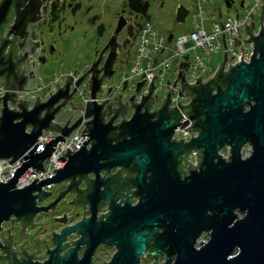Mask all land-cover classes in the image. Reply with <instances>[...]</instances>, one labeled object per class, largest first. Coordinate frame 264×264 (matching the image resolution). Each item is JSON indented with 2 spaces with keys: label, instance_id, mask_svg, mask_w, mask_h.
Segmentation results:
<instances>
[{
  "label": "water",
  "instance_id": "1",
  "mask_svg": "<svg viewBox=\"0 0 264 264\" xmlns=\"http://www.w3.org/2000/svg\"><path fill=\"white\" fill-rule=\"evenodd\" d=\"M224 5L229 7V1H224ZM46 6L47 0H0L2 89L22 91L24 79L32 78L30 72L23 75V70H18V61L21 62L27 56L15 55L13 40L16 37L9 40L5 38L9 32L18 35L16 43L20 48L23 38L28 34L24 30L25 24L39 20L41 16L42 22L37 23V27H40L44 23ZM185 9L182 4L176 6L173 22L184 20ZM262 14L264 12L260 11L256 17L259 24ZM10 20L13 23L2 36V30ZM260 26L257 36L251 34L252 21L247 27H242L244 34L248 35L247 39L241 40L243 44L253 42L248 62L240 61L239 46L238 64L230 66L228 63V70L222 72V62L226 58L224 51H221L223 57L217 70L204 83H199L201 76H198L192 84L186 85L182 72H176L181 94L190 96L191 100L185 105H179V101H176L175 105L190 120L184 129L188 132L197 131L194 138L189 136L190 140L184 143L182 139H169L175 126L180 128L187 123L186 119L179 122L176 108H166L172 89L166 87L158 109L153 108L151 112L147 109L154 98L153 95L149 96L154 76L150 77L147 92L140 95L138 103H132V95L127 98L128 107L133 111L127 121L122 120L125 101L120 103L112 96L115 101L108 102L103 109L101 106L107 99L100 103L93 101L101 79L113 72L109 66L115 60V53L112 52L114 36L109 35L103 48L108 46L112 51L106 54L103 65L95 69L102 48L83 73L90 72L86 89L88 98L92 100L86 101L83 107V117L89 118L83 121L84 128L79 133L85 137L77 151L67 154L66 148L62 154L66 160L61 156L57 158L59 162L64 160V163L61 168L51 171L53 175L39 181L33 178L26 187L16 189L13 186L16 176L27 167L35 172L44 171L40 161H46L50 151L54 150L53 143L62 142V137H66L78 125L81 116L68 127L50 123L73 92V87L67 92L71 86L70 76L67 75L63 76L62 87L56 83L53 94L47 92L48 97L43 103L38 102L36 95L29 110L26 109L27 101L20 99L14 104L17 110H9L5 101L9 100L13 105L16 95L3 91L0 97V158H11L7 161L10 163L26 153L18 160L21 161L18 168L13 170L6 183L0 182V223L13 216L14 219H9V228L13 220H19L17 235L22 237L25 234L23 228L32 223L34 213L46 212L48 209L52 212V205L63 198L65 192H72L74 197L65 203H71L73 207L74 204L78 207L81 205L82 209V204L88 205L87 210L82 212H88L90 216H82L80 221L70 225L56 219L58 225L62 226L58 232H50L48 240L53 246L50 250L46 248L47 258L41 264H89V255L99 243L116 247L110 261L101 264H136L144 250L147 252L143 256L153 258L151 264H155L159 252L165 253L163 264H264V30ZM27 42V47L21 52L32 57L31 51L38 42H29L28 39ZM124 42L127 43L128 39L124 38L120 44ZM7 43L9 46L2 54ZM116 46L117 52L120 51ZM100 70L102 74L96 78ZM83 75L73 80L74 86ZM138 85H135V89ZM116 103V108H108L110 104L114 106ZM70 107L75 110L79 104L73 107L70 103ZM111 112L112 115L103 122ZM117 114L121 115L120 122L112 125L111 120ZM26 125L31 127L28 132H24ZM42 129H52L61 135L55 138L50 136L51 139L42 144L43 149L34 153L36 145H31ZM87 142L90 144L86 148ZM243 144L249 146V151L242 159L239 152ZM224 145L228 146L227 160L216 154ZM198 151L200 154H195ZM191 152H195L192 156L198 160L194 166L198 169L196 171L194 168L189 169L187 154ZM116 166L119 168L115 169L114 174L107 173L109 168ZM181 167L185 170H181ZM102 169L103 175L98 177L97 172ZM88 172L94 174L93 179H87ZM122 172H125L124 177H120ZM131 173L134 176L130 177ZM181 173L180 180L178 177ZM65 180L68 181L66 189L58 191L54 200L45 206H34L35 200L38 202L48 198L49 192L40 189L42 185L58 184ZM79 180L85 184L84 189H77ZM128 188L133 190L129 192ZM127 193L136 197L134 205L130 206L131 196L128 197ZM117 198L119 200L115 202ZM101 204L106 205V210L103 214H97L99 218L95 220V211ZM102 217L104 220H101ZM202 231L208 234L205 243L196 246L195 239ZM6 233L4 239L0 237L3 241L0 250L5 253L0 256V260H5V264H39L30 260L35 258L32 257V248L30 255L23 251L21 245H28L26 240L16 245L19 253L13 252L9 248V238L13 234L8 235L9 229ZM70 234H76L78 238L62 243ZM40 241L45 248V241ZM81 245L85 248L77 258L76 252ZM65 246L69 248L65 250ZM233 249L236 252L231 254ZM58 253H61L60 257ZM15 254H18L17 259L14 258Z\"/></svg>",
  "mask_w": 264,
  "mask_h": 264
},
{
  "label": "built area",
  "instance_id": "2",
  "mask_svg": "<svg viewBox=\"0 0 264 264\" xmlns=\"http://www.w3.org/2000/svg\"><path fill=\"white\" fill-rule=\"evenodd\" d=\"M212 1L213 0H189L190 7L184 6L186 8L184 20L180 23H176L174 21L177 25H181L188 19V26L183 28L181 33L175 34V36L168 30L159 32L155 26H152V23L149 20L141 22L140 28L138 32H136L134 43L132 44L133 50L125 73L123 72L122 74L117 75L115 80L109 83L102 81L98 86L99 90L93 97V101L95 103H100L101 100L105 101V99H107V102L101 106V109H103L108 102H114V99H122L121 101L128 102L127 98L124 99L121 95L124 91L129 92L132 90L133 102L138 103L140 95L143 96L147 92V84L151 79L150 77L154 76L155 78H152L150 83L152 85V89L149 93V96H154V98L152 97L153 104L148 111L151 112L153 111V108L157 109V107H159L161 98L166 93V87H169L172 89V92L171 95H169L170 101L166 107L176 108L178 112L177 114L180 116L179 122H182L185 119L187 120V123L182 127H174V130L170 135V139L173 138L175 141L182 139L181 142H186L190 140V138L194 137L196 135L195 131L188 132L184 129L189 125L190 120H188L187 117H184L181 114L182 112L175 105L176 101H179V105H185L191 100L190 96L181 94L178 83L179 79H176V72L180 70L182 72L181 76L184 81L183 83L190 85L193 81H195V78L197 79L198 76H201L199 81L200 83H203L206 79L212 77V74L218 68V63L221 62L223 57L221 51H224L226 58L222 62V72L228 70V63L230 66L235 65V63L238 64L240 53V61L248 62V57L252 53L251 48L253 46L251 47V45H253V42L248 41L243 44L241 40L247 39L248 35L244 34L242 27L243 25L247 27V25L252 21L253 27L250 29L252 36L257 35L260 24L261 29L264 28V20H262V16H264V14L260 16V24L258 18L256 19V17L260 15V11L264 12V0H254V3L251 2V4L246 5V7L241 2L237 6V10L233 9L231 11H227L225 9V12H220L219 8L216 6L214 7ZM260 5H263L261 9ZM207 6L211 7L207 8ZM210 10L214 13L216 12L217 16H214ZM254 28L257 32L255 30L253 31ZM169 35L170 39H168ZM239 46L241 47L240 53L238 49ZM211 54H216V56L221 55V59L215 67L211 66V64L206 65L205 62ZM32 62L33 60L27 61L30 65ZM80 72L81 70L78 71L74 69L71 71V69H65L62 70V72L58 71V73H54L50 76H38L32 80V83H25L22 87V91L2 89V85H0V97H2L3 91H9L10 93L14 92L16 95L13 105H11L9 100L5 101V105H7L9 110H17V106L14 105L15 103H18L16 101L17 99L27 101L26 109L29 110L33 105L32 102L36 95L38 96V102L43 103V100L48 97V93L55 91L56 83L58 87H62L63 76H70L71 86L68 87L67 92H70L72 87L73 92L71 93V97L67 99V103H69L71 98H73L78 102L79 107L75 110L69 109L71 113L70 118H66L67 121L63 124L54 123L53 119L50 120V123L54 125L57 124L59 127L64 125L68 127L77 117L81 116V118H79L78 125H76L75 128H72L66 137H62V142L56 141L53 143L54 150L50 151L49 157L46 161L45 159L40 161V166L44 171L38 170L35 172L27 167L26 170L16 176V182L13 184L15 189L22 188L23 186L26 187L33 178H36V181H39L42 178L45 179V177L49 178L53 175L51 171L53 169L57 170V167L61 168L64 160H66V156L62 155L64 150L67 148V154H69L73 151H77V148L80 146V142L83 140L85 135H81L79 132L84 128L83 121L86 122L89 118L83 117V107H85L86 101L92 100L91 98H88V91L86 89L87 78L84 81L81 79V81L74 86L73 80L78 77L76 75ZM59 78H62L61 85L60 82H58ZM137 83H139V85L136 90L135 85ZM121 85H123V87H121ZM102 88H104L105 92ZM112 96L114 99H112ZM111 105L112 104L109 106ZM132 112L131 108H129V112H127V114L124 113L122 120L127 121V118L132 114ZM110 115L111 113L102 121L106 122L107 117ZM120 118L121 115L118 114L116 119H114L116 124L120 122ZM27 126L29 130L31 129L29 125H26L24 131L28 130ZM57 135L60 136L61 134L54 132L52 129L40 130L38 136L31 145V147L36 145L33 152L35 153L42 150L44 147L42 144H45L48 140H50V136L55 138ZM25 153L10 163H7V161L11 158H0L1 183L5 184L11 177V173H13V170L18 168V165L21 162H18V160L23 157ZM192 154L193 153L191 152V154L187 155L190 167L197 163V159L193 158ZM60 156L64 160L59 162L57 158ZM51 185L52 183L47 185L44 184L41 189L44 190V188H46V190H48L52 187ZM34 193L35 192L32 194Z\"/></svg>",
  "mask_w": 264,
  "mask_h": 264
},
{
  "label": "flooded vegetation",
  "instance_id": "3",
  "mask_svg": "<svg viewBox=\"0 0 264 264\" xmlns=\"http://www.w3.org/2000/svg\"><path fill=\"white\" fill-rule=\"evenodd\" d=\"M229 2V7H231V0H228ZM173 0H132V2H128V0H47V6L44 7V10L46 12V15L44 16V23L40 25V27H37L38 24H40L41 21V16L39 17V20H34L33 23L29 21V23L25 24L24 30L28 32V34L23 38L22 42L23 45L18 48V35H12L11 32L7 35L5 39L11 38V37H16V40H13V43L16 45L15 48V55L19 54L20 56H29L30 54L27 55V53H22L24 49L27 47V39L29 42H38L37 47L32 50L37 52V56L30 65V63H26V58H22L21 62L18 61L19 63V69L18 70H23L22 73L23 75H27L28 72H30L33 76L31 79L26 78L23 81V84L30 82L32 83V80L38 76H41L40 74L36 73V69L38 67H41V65H45L48 63H54L55 61L59 62H64L65 60H84L85 63L82 66L83 68V73L86 71L87 67L91 63V59L95 61L96 56L99 54L100 50L103 48V45L107 43L109 40V35L112 37L114 36V50H109L108 46H105L103 48V51L99 56H101L99 62L95 65V69H98L101 65H103V61L105 60V56L108 53V51H112L115 53L113 55L114 62H111V65L109 66L110 70H113V72L108 75L106 78H102L101 82L104 81L105 79H109L112 75L116 74L118 70L122 71V73L126 71V67L130 61V56L133 50L132 44L134 43L135 40V35L136 32H138L140 28V23L149 20L150 19H156L158 20L159 18L164 15H172L173 20H174V14L173 11L176 8L178 4H174L172 10L170 9L171 3ZM224 3V0H222ZM130 5V6H129ZM132 7V8H130ZM224 8V9H228ZM171 10V11H170ZM12 20L9 21V24L7 27H5L2 30V36H4L6 33L7 28H9L10 25H12ZM38 23V24H37ZM37 27V28H36ZM126 38L128 39V42H124L123 45L122 43L123 39ZM120 49V51L117 52V46ZM9 46V43L5 45V48L1 51L2 54L5 53V50ZM123 47V48H121ZM22 51V52H21ZM115 57V58H114ZM28 64L30 65V68H28ZM82 73V75H83ZM48 74V73H47ZM46 74V75H47ZM102 74V70H100L96 78H98L99 75ZM90 75V72H87L85 75H83V78H88ZM42 76H45L42 74ZM41 76V77H42ZM100 82V83H101ZM2 83V75L0 76V85ZM23 85V86H24ZM119 100V99H117ZM122 100V99H121ZM120 101V103H124V101ZM132 103H135L132 101ZM136 104V103H135ZM153 102L148 106V110L150 109L151 105ZM117 105V104H116ZM116 105L114 106H108V108H116ZM129 103L126 102V109L124 113L127 114L129 112L128 107ZM158 109V107H157ZM150 112V111H149ZM112 115V112H111ZM110 115V116H111ZM118 115V114H117ZM116 115V116H117ZM116 116L113 117L111 120L112 125H117L114 121L116 119ZM174 130V129H173ZM197 133V131H195ZM171 135V134H170ZM196 136V135H195ZM194 136V137H195ZM192 137V138H194ZM170 139V136H169ZM172 141V139H170ZM175 141V140H174ZM189 141V140H188ZM187 142V141H186ZM86 148L89 146V142H87ZM184 143V142H182ZM244 146L249 147L246 144L242 145V149ZM222 150L225 152L222 153V150L216 152L219 157L225 158L224 160H227V155H228V146H222ZM242 149H240L239 155L243 158H245L248 154V151H245V153H242ZM195 153V152H192ZM222 153V154H221ZM189 154V153H188ZM187 154V155H188ZM191 154V153H190ZM195 154H200V151L196 152ZM198 161V160H197ZM100 162V161H98ZM197 164V163H196ZM195 164V165H196ZM194 165V166H195ZM187 166V163L184 164V167ZM194 166H189V169H193ZM184 167H181V170H185ZM119 168L118 166L116 167H111L108 169L107 173L110 175L114 174L113 172L115 169ZM195 171L198 170L194 168ZM98 177H102L103 175V169L98 170ZM87 179H93L94 174L92 172H88L86 174ZM125 172H122L120 177H124ZM130 177L134 176V174H130ZM181 175L178 177L181 180ZM69 180V179H68ZM68 184V181H62V189L65 190L66 186ZM77 189H84L85 184H83L82 180H79L78 184L76 183ZM102 187H100L101 189ZM60 190V191H61ZM132 188H128V191H132ZM63 198H60L58 202H55L52 207L53 210L50 212L51 209H48L46 212H38L34 213L32 215V223L27 227L25 226L23 229L25 231L24 236L20 237L17 235V229L20 227L18 225L19 220L15 219L12 221L11 227L10 226V220L9 219H14L13 216L8 217V221H3L0 223V232L1 235L0 237L4 239L7 235L6 230L9 229V233L13 234L10 236L9 240H11L9 248H12L11 250L13 252H18V248L16 245L21 244V241L26 240V244H22L21 247H23V251L25 253H28L29 255L32 253L31 248L33 249V254L32 257L35 258H30L31 262H37L41 264L43 260L45 261L47 258V253H45L46 248L47 250L51 249L53 246L50 244L51 242L49 240H44L45 241V248L44 246L41 245L42 241L36 240L34 238V234L36 230L39 228L37 223L39 221V217L45 216L48 218V222L45 223L42 230L50 232H58L60 230L61 225H58L56 219L60 221H65V224H68L67 222H70L71 220H80L83 218H88L90 215L88 212H82L87 210L86 204H82L84 208L82 209V206L74 204V207L72 204H67L69 200H71L74 197V194L72 192H65L63 195ZM127 196L130 197L131 194L127 193ZM56 196L51 197V199H48V201L40 204L41 206H45L48 204V202L54 200ZM119 198L115 199L114 201L117 202ZM63 201L62 203H59ZM67 202V203H65ZM136 202V197H132L129 199L130 206L134 205ZM120 203V202H118ZM121 204V203H120ZM36 200L34 203V206H36ZM68 206L67 210H61V206ZM106 210V205L101 204L99 209L95 211V220H98V215L97 214H103ZM50 212V213H49ZM101 220H104V217L101 218ZM8 223L7 226H3V223ZM75 222V221H74ZM71 223V222H70ZM69 225V224H68ZM64 226V225H63ZM57 227V228H56ZM6 229V230H4ZM157 232H160V229L156 230ZM207 231H202L200 235H203V240L199 243L204 242L206 239V234ZM42 233V231L40 232ZM199 235V236H200ZM196 237V246L199 244L197 242L198 237ZM78 238V236L75 235H68L66 236L65 240L62 243L65 242H71L74 241ZM48 239H50L48 237ZM3 245V241L0 239V246ZM69 246V245H68ZM68 246H65V250L69 248ZM96 247L93 249L91 254L89 255V264H101V263H106L110 261L112 254L115 252L116 247L115 245H110V244H97L95 245ZM85 246L81 245L78 246V250L76 252V257L79 258L81 253L83 252V249ZM63 252V251H62ZM61 252V253H62ZM146 250L143 251V254H140L138 256V260H136V264H151L153 258L149 255L143 256L146 254ZM236 252V249H233L231 254H234ZM61 253H58L59 257L61 256ZM5 253L0 250V256H4ZM14 258H18V254L14 255ZM165 259V253L159 252L157 257L155 258V264H163ZM23 260H25V257L23 256ZM5 260H0V264H5Z\"/></svg>",
  "mask_w": 264,
  "mask_h": 264
},
{
  "label": "rangeland",
  "instance_id": "4",
  "mask_svg": "<svg viewBox=\"0 0 264 264\" xmlns=\"http://www.w3.org/2000/svg\"><path fill=\"white\" fill-rule=\"evenodd\" d=\"M224 1H228V0H224ZM231 1H232L231 7H229L227 9V11H231L233 9L234 10H237L238 9L237 6L241 2L244 4L245 7H246V5H250L251 2L254 3V0H231ZM212 2H213L214 7L216 6L217 8H219L220 12H225V9L224 8H227V7L224 5V3L222 2V0H213ZM174 4L175 5L176 4H182L183 7L184 6L185 7H190L189 0H173V2L171 3V6H170V9L171 10H172ZM209 7H211V6H207V8H209ZM168 12H169V10H167V12H165V13H168ZM210 12L213 13L214 16H217V13L216 12L214 13L212 10H210ZM165 13H163L164 15H162V17L159 18L158 20H156V19L155 20L154 19L153 20L150 19V22L152 23V26H155L156 29L159 30V32H164V30H168V31H170L175 36V34L181 33L182 30H183V28H185V27L188 26V19H187V21H185L184 24L182 23L181 25H177L175 22H173L172 15H166ZM256 25H257V23H256ZM254 30L256 31L255 28L253 29V31ZM32 55H33L32 57L30 55L27 56L26 63H27V61H31V60L34 61V59L37 56V52L33 51ZM220 59H221V55H217L216 56V54L215 55L214 54H211L207 58V60L205 62H206V65L207 64H211V66L215 67ZM84 63H85L84 60L83 61L82 60H72V61L71 60H65L62 63L59 62V61H55L52 64L51 63H48V64H45V65H41V67H38L36 69V73L40 74L41 76H42V74H44L45 76H43V77H46V76L53 75L54 73H58V71H61L62 72V70H65V69H71V71H73L74 69H76L78 71L81 70V72L76 75V76H80L83 73L82 66L84 65ZM28 68H30V65L29 64H28ZM119 74H122V71L118 70V72L116 74L112 75L109 79H105L104 82L105 83H109V82L115 80V77H117V75H119ZM85 79L86 78H84L83 81ZM58 82H60V85H61L62 84V78H59V81ZM102 90H104V88H102ZM104 92H105V90H104ZM130 95H133V91L132 90L129 91V92L128 91L122 92V95L121 96H122V98L125 99V98H128ZM70 103L73 105V107H75L78 104V102L75 99H73V98H71ZM70 103H66L64 105V107H61V108L58 109V111L54 115V118H55L53 120L54 123L63 124L65 122V119L70 116V114H71L70 113V110H69L71 108L70 107ZM27 129H28V126H27ZM28 131H29V129L27 131H24V132H28ZM247 150H249V147L244 146L243 149H242L241 154L242 153H245V151H247ZM224 152L225 151L222 150V153H224ZM51 186L52 187L50 189H48V190H46V188H44V190L40 188L41 190L45 191L46 193L49 192L48 193L49 195H48V198L47 197L46 198H43L42 200H40L38 202L36 200V204H37L36 207L41 206L40 204L48 201V199H51V197H54V195L57 194L58 191H60L62 189V186H63L62 185V181L61 182H58V184L54 183ZM60 209L61 210H67L68 209V206L63 205V206L60 207ZM39 218L40 219H39V221L37 223V225H38L39 228L36 230V232L34 234V238H36V240H38V242L40 240H42V239L48 240V237L50 235V233L48 232L49 229H47L48 230L47 232L44 231V230H42L43 228H46V227H43V226L45 225V223H47L49 221L48 218L45 217V216H42V217H39ZM78 220L74 219V220H71L70 222L73 223L74 221H78ZM70 222H67V223L70 225L71 224ZM7 225H8V223H6V222L3 223V226H7ZM41 231H42V233H40ZM202 240H203V235H200L198 237V239H197V242L199 243Z\"/></svg>",
  "mask_w": 264,
  "mask_h": 264
},
{
  "label": "bare ground",
  "instance_id": "5",
  "mask_svg": "<svg viewBox=\"0 0 264 264\" xmlns=\"http://www.w3.org/2000/svg\"><path fill=\"white\" fill-rule=\"evenodd\" d=\"M263 30H264V28H263ZM257 34H258V33H257ZM256 36H257V35H256ZM199 83H200V82H199ZM203 83H204V82H203ZM116 104H117V103H116ZM116 104H115V105H116ZM166 108H167V107H166ZM167 109H168V108H167ZM29 148H30V147H29Z\"/></svg>",
  "mask_w": 264,
  "mask_h": 264
}]
</instances>
